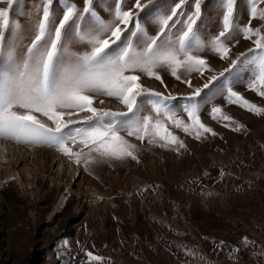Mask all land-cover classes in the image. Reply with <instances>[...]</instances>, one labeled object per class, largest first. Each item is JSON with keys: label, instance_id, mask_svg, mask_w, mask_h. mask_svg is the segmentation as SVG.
Returning a JSON list of instances; mask_svg holds the SVG:
<instances>
[{"label": "rangeland", "instance_id": "374dc122", "mask_svg": "<svg viewBox=\"0 0 264 264\" xmlns=\"http://www.w3.org/2000/svg\"><path fill=\"white\" fill-rule=\"evenodd\" d=\"M174 2L153 0L147 4L141 0L147 7L143 12L137 10L139 23L149 35L157 31L156 17L167 14ZM39 3L13 0L9 16L16 27L11 36L6 34V42L14 47L17 60L24 57L34 38L38 19L35 6ZM68 3L83 8V0ZM115 3L93 0V9L110 20ZM133 4L134 0H125L123 9ZM7 7L6 2H0V8ZM249 7L248 0H237V25L248 22ZM259 7L264 8V3ZM53 10L58 21L63 13L62 0L54 3ZM191 10L186 7V11ZM221 19L219 0H202L198 27L204 37L218 34ZM88 21L85 16L77 23L87 30ZM252 24L264 30V20L257 18ZM134 30L130 25L129 31ZM129 38L142 47V38ZM74 40V32L66 36L65 47L83 51ZM252 47L251 41L240 38L230 55L235 59ZM197 54L208 60L212 71L206 70L200 77L181 70L182 78L191 79L193 88L177 81L169 70H159L173 95L191 94L208 76L228 66L211 51ZM249 77L247 72L226 74L210 85L211 91L201 93V121L216 135L203 134L197 140L173 129L186 145L179 152L134 141L138 161L97 162L85 170L83 163L77 165L55 148L0 139L15 150L16 157L22 153L27 156L20 166L27 170L22 172L23 179L10 181L12 173L0 172V264H264V114L228 104L225 99L226 87L231 86L249 102L264 107V97L248 90ZM142 82L148 88L165 91L154 79L144 77ZM185 103L179 99L172 105L186 120ZM213 105L222 107L235 124L225 127V122L213 120L209 115ZM103 107L123 110L122 105L107 98ZM147 112L145 106L142 114ZM236 124L243 127L236 131ZM80 191L82 198L78 200ZM62 198L66 199L64 206L57 211ZM87 252L102 257V261L90 262Z\"/></svg>", "mask_w": 264, "mask_h": 264}, {"label": "snow or ice", "instance_id": "6c2138e0", "mask_svg": "<svg viewBox=\"0 0 264 264\" xmlns=\"http://www.w3.org/2000/svg\"><path fill=\"white\" fill-rule=\"evenodd\" d=\"M0 2L8 4L0 8V139L55 148L77 165L83 163L85 170L97 162L138 161L134 141L179 152L186 145L173 129L197 140L203 134L216 135L201 121L198 98L226 74L250 73L248 90L264 97V30L252 24L257 18L264 20V8L259 7L264 0H248L250 18L244 25L235 22L237 0H219L221 30L210 37H204L198 27L202 0H176L167 14L156 17L155 35H149L139 23V12L153 0L147 4L134 0L128 10L123 9L125 0H116L110 20L97 14L93 0H83L82 10L62 0L58 21L53 5L61 0H40L35 6L34 38L20 60L6 42V34L11 36L16 27L9 16L13 0ZM186 7L192 10L186 11ZM85 16L89 17L87 30L77 23ZM130 25L134 31H129ZM73 32L74 42L82 45L83 51L65 47L66 36ZM129 37L142 38V47ZM237 37L251 41L253 47L233 59L230 53L240 43ZM205 51L216 54L228 66L208 76L191 94L173 95L159 70H169L177 81L193 88L191 79L182 78L180 73L183 70L188 76L195 73L204 77L206 70L211 72L208 60L197 54ZM144 77L159 81L165 91L146 87ZM106 98L118 102L123 110L103 107ZM179 99L186 101V120L174 111L172 102ZM225 99L228 104L264 114V107L249 102L231 86L226 87ZM145 106L148 112L142 114ZM209 115L225 122V127L235 124L220 106L213 105ZM242 127L236 124L234 130ZM86 255L90 262L103 259L92 252Z\"/></svg>", "mask_w": 264, "mask_h": 264}, {"label": "bare ground", "instance_id": "6f19581e", "mask_svg": "<svg viewBox=\"0 0 264 264\" xmlns=\"http://www.w3.org/2000/svg\"><path fill=\"white\" fill-rule=\"evenodd\" d=\"M13 157L14 161L12 162L11 158ZM17 154L15 152L14 149H10L8 148L5 144H3L2 142H0V172H9L13 174V177H11L10 181L17 178L19 179H23V174L22 172L25 173V168H21L20 166L22 164V161H26L27 156L25 154H21V156L19 155L18 157H16ZM11 157V158H10ZM16 157V158H15ZM21 161V163H19ZM70 196H73V191L72 189H70ZM90 192V190L86 191V194H88ZM81 191L77 194V198L78 200H80V198H82L81 196ZM93 193L95 196H97V192H91ZM65 198H62L61 201L58 203L57 205V211H60L59 208H61L62 206H64V202H65Z\"/></svg>", "mask_w": 264, "mask_h": 264}]
</instances>
